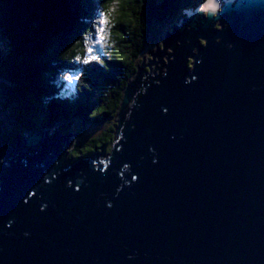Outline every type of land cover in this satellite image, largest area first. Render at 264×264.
I'll use <instances>...</instances> for the list:
<instances>
[{"label": "water", "instance_id": "obj_1", "mask_svg": "<svg viewBox=\"0 0 264 264\" xmlns=\"http://www.w3.org/2000/svg\"><path fill=\"white\" fill-rule=\"evenodd\" d=\"M216 14L181 21L105 165L58 133L0 154V264H264V0Z\"/></svg>", "mask_w": 264, "mask_h": 264}, {"label": "trees", "instance_id": "obj_2", "mask_svg": "<svg viewBox=\"0 0 264 264\" xmlns=\"http://www.w3.org/2000/svg\"><path fill=\"white\" fill-rule=\"evenodd\" d=\"M177 2L180 0H0V33L10 49L0 70V78L6 82L0 105L10 111L13 121L12 134H3L0 145L10 148L17 136L35 133L66 136L76 127L83 135L111 123L122 109L127 87L139 74L138 62L145 50L143 42L153 30L152 21L178 23ZM105 26L112 31L114 42L107 53L102 45L96 46L89 58L86 44ZM128 51L135 54L132 61ZM75 72H82L84 78H67ZM144 94L141 92L138 102ZM114 130L109 128L108 135H102L112 142ZM93 140L94 151L113 154L117 143ZM80 156L98 157L95 152L84 155L74 150L68 159L73 163Z\"/></svg>", "mask_w": 264, "mask_h": 264}, {"label": "rangeland", "instance_id": "obj_3", "mask_svg": "<svg viewBox=\"0 0 264 264\" xmlns=\"http://www.w3.org/2000/svg\"><path fill=\"white\" fill-rule=\"evenodd\" d=\"M206 1L207 0H202L201 2L198 3V1H196V0H180L179 3L177 2V9L182 14V17L178 20V23L181 22V19L183 18V14L188 13L189 9H191V8H188V4L192 3L196 8L199 4L201 5L200 7H202V5L204 6ZM224 1L235 3V1H237V0H221L222 3H224ZM152 22H153L154 26H153V30H152L151 35L148 37L149 46H148L147 50H143L141 55H140V60L138 62L139 74L132 81V84H135V85H132L129 89V95L130 96H129V102H128L126 108L125 109L123 108L124 110L121 109L118 116L114 120H112V122L109 123L108 125L107 124L104 125V127L96 126L93 129H90L87 133H85L83 135H80L78 133L79 128L76 127L74 130L70 131L69 134H67L63 138L58 139V140L62 139L61 146L66 149V153L69 156L71 155V153L74 152V150L83 151L84 155L87 154V152L84 149V146H85V144H90L93 139L101 138L102 142L105 143L106 145H109V143L114 144L115 137H114V140L112 142L109 141L106 137L108 135L107 131L109 130V128L112 129V127H114L115 128L114 131H115V135H116L117 127H118L120 121L123 119V117L129 111V109L132 107V105L134 104V102L136 101V99L138 97L137 93H138L139 88H140V82L139 81H142V83H143L148 76H150V75L152 76V74H159L160 70H158V69L160 67H162V65L160 64V62H161L160 57H162L163 60L165 62H167L166 60H167L168 54L172 53V50L168 48V43H170L171 35H173L177 32L176 29H175V31H173L175 24L159 25V23L156 24L154 21H152ZM180 27L183 28L182 25H180ZM182 28H179V29L181 30ZM111 32L112 31H110V28L105 26L103 28V32L101 31L99 33V35H96L95 38L89 39V41L86 44V48L89 49V51L91 53L89 55V58H93V52L92 51L95 50L94 48L96 46L98 47V46L102 45L104 50H105V53H107V51L110 50L109 45H110V43L114 42V38H113ZM159 48L161 50H159ZM120 49H121V47H120ZM9 51H10V49L8 46V42L5 40V38H3L2 34L0 33V70L2 67V63H4L5 60L7 59ZM159 51H161L160 54H158ZM128 54H129V59L132 61L134 59L133 57L135 55L134 52L128 51ZM157 64H159V66ZM192 68H193V65H192ZM67 78H70L73 81V80H79L81 78H84V76H83L82 72L81 73L75 72V73L69 74V76ZM5 84H6V82L2 78H0V94H1V88ZM1 103H2V101H0V104ZM12 122L13 121L11 119L10 111L7 109L6 110L3 109V106L0 105V128H2V130H0V141L3 139V134L5 136L12 134V127L10 126ZM4 130H5V133H3ZM104 132L107 133L106 136L102 135V134H104ZM41 136H44V135H41ZM26 138H28V136ZM26 138L23 139L22 137L17 136V140L14 143L15 145L12 147L17 149L21 146H24L26 144ZM3 145H4V143H1V145H0V154L3 152H9V150H10V148H7L6 146H3ZM99 145L100 144H98V146ZM100 148H102L101 145H100ZM32 150H34V149H32ZM94 152H95V155H98V157L101 159H105V158L109 157L108 154L105 155L106 152L104 150L99 149L98 151H94ZM98 152H99V154H98Z\"/></svg>", "mask_w": 264, "mask_h": 264}, {"label": "clouds", "instance_id": "obj_4", "mask_svg": "<svg viewBox=\"0 0 264 264\" xmlns=\"http://www.w3.org/2000/svg\"><path fill=\"white\" fill-rule=\"evenodd\" d=\"M202 1V0H201ZM200 1V2H201ZM217 1V3H218V9H217V12L216 13H219L220 12V10L223 8V6H225V4L226 3H233V2H225L224 1V3H222L221 2V0H216ZM236 2V1H235ZM208 3V0L206 1V3L205 4H207ZM202 4V3H201ZM189 5L190 4H188V8H191V9H189V11H188V13H184L183 14V18L181 19V21L183 20L184 22L185 21H187L190 17H192L193 15H195V14H197L198 12H202V14L205 16V17H207L209 14H213L214 16H217V14L216 13H211L210 11H198L196 8H195V6L192 4V6L191 7H189ZM182 17V14L180 15V18ZM180 25H181V22L180 23H176L175 24V27H174V29H173V31H175V29L177 30V32H184V31H186L188 28H186L185 26H183V28L182 27H180ZM179 28H182L181 30L179 29ZM169 30V29H168ZM150 33V34H149ZM149 33H148V35H147V37L145 38V40H149L148 39V37L151 35V33H152V30L151 31H149ZM174 35V34H173ZM173 35H171V37H170V43H168V48L169 49H171L172 50V53H173V49H172V47H171V38H172V36ZM167 44V43H166ZM148 46H149V43H148ZM148 46H147V48H148ZM147 48H145V50H147ZM159 50H161L160 48H159ZM161 53V51H159L158 52V54H160ZM167 54V53H166ZM171 60H173V58L171 59ZM167 61V60H166ZM170 61V60H169ZM163 62H165L164 60H163ZM193 62V63H192ZM161 63V62H160ZM162 64V63H161ZM165 64H168V62H165ZM189 64H190V68L191 69H193L192 68V65H194V60H190V62H189ZM162 67H163V64H162ZM166 74V69H163L162 70V74H161V76H163V75H165ZM159 74H152V76L150 77V76H148L147 78H155V77H157ZM146 78V79H147ZM140 82V88H139V91H138V93H137V95L139 96V94H140V90L142 89V87H143V84H144V82L142 83V81H139ZM132 85H134V84H131V86ZM130 86V87H131ZM128 88V87H127ZM126 91H127V89H126ZM126 91H125V95H126ZM125 98V97H124ZM138 98V97H137ZM111 156V155H110ZM109 156V157H110ZM108 157V158H109ZM108 158H105V159H108ZM101 159V158H100ZM95 159L93 158V160L92 161H94ZM101 160H104V159H101Z\"/></svg>", "mask_w": 264, "mask_h": 264}, {"label": "flooded vegetation", "instance_id": "obj_5", "mask_svg": "<svg viewBox=\"0 0 264 264\" xmlns=\"http://www.w3.org/2000/svg\"><path fill=\"white\" fill-rule=\"evenodd\" d=\"M143 48H147V46H148V41L147 40H145V43L143 42ZM94 140H93V142H91L90 144H85V146H84V149H85V151L86 152H88V153H94ZM77 151H80V150H77ZM80 152H82L83 153V151H80Z\"/></svg>", "mask_w": 264, "mask_h": 264}, {"label": "bare ground", "instance_id": "obj_6", "mask_svg": "<svg viewBox=\"0 0 264 264\" xmlns=\"http://www.w3.org/2000/svg\"><path fill=\"white\" fill-rule=\"evenodd\" d=\"M215 3H216V5H217V7H216V9H215V11L213 12L212 10H210V9H208V10H206V5L207 4H205L204 6L202 5V7H200L201 5L199 4L197 7H196V9H198V11H210L211 13H216L217 12V9H218V3H217V1L215 0ZM172 53H170V54H168V56L169 55H171ZM168 56H167V58H168ZM170 61H171V58L169 59ZM161 64V63H160ZM158 66H159V64H157ZM162 65V64H161ZM158 70H160V68L158 69ZM44 141V140H43ZM20 148V147H19ZM19 148H17V150L19 149ZM33 149H35V148H33ZM69 166H71V165H69Z\"/></svg>", "mask_w": 264, "mask_h": 264}, {"label": "snow or ice", "instance_id": "obj_7", "mask_svg": "<svg viewBox=\"0 0 264 264\" xmlns=\"http://www.w3.org/2000/svg\"><path fill=\"white\" fill-rule=\"evenodd\" d=\"M216 7H217V5L215 3V0H208V3L206 5V10L210 9V10H212L214 12ZM103 22L106 24L107 23V19H105ZM101 31H103V29H101Z\"/></svg>", "mask_w": 264, "mask_h": 264}]
</instances>
